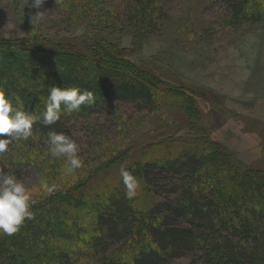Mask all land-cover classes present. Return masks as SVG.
Here are the masks:
<instances>
[{"label": "trees", "instance_id": "obj_1", "mask_svg": "<svg viewBox=\"0 0 264 264\" xmlns=\"http://www.w3.org/2000/svg\"><path fill=\"white\" fill-rule=\"evenodd\" d=\"M133 1L137 4L136 10L143 3ZM245 2L232 0L228 6L231 15L240 22L253 17ZM100 4L101 0H60L57 6L70 21L91 19L97 25L122 30V23L116 28L106 22ZM126 13L125 20L135 21L134 26L139 21L136 19L148 17L132 9ZM259 18L257 15L256 20ZM90 34L75 38L74 44L69 40L38 44L32 34L25 41L0 40V55L17 49L28 56L66 52L72 60L89 59L94 63L93 69L79 68L80 72L75 69L71 74L55 69L54 64L36 66L33 63L19 67L17 73L0 71V88L10 96L14 108L38 118L33 124L34 135L27 141L13 142L0 157L7 158L14 168L39 164L50 178L55 173L64 174L54 185H64L62 189L44 198L34 199L31 195L35 201L30 209L34 216L38 212L61 209L60 215L39 217L40 227L47 228L49 233L37 235L40 227L25 220L15 234L0 235V264H33L23 252L12 248L17 245L33 249L36 264H80L91 257L105 264H164L183 254L193 255L198 264H262L263 166L244 164L238 169L222 148H212L217 144L202 139L196 140V149H191L192 145L172 155L162 152L157 158H150L148 153L139 150L132 174L140 188L136 197L128 199L120 169L113 172L111 169L117 161L128 170L131 159L124 158L121 152L131 149L133 141L129 138L122 149L112 144L90 157V154H78L82 167L71 174L64 171L63 157L50 155L46 144L48 133L54 130L69 135L61 120L63 117L93 114L114 102H139L154 109L160 95L161 100L171 97L181 104L191 101L190 115L198 114L192 91L169 81H165L167 84L155 81L153 74L144 73L141 67L130 62L124 50L107 47ZM57 59L64 63V58ZM96 62L102 63L103 68L99 69ZM90 72L93 76H89ZM9 77L17 78L16 83L10 82ZM52 86L92 91L95 102L82 105L79 112L72 113L64 111L61 105L60 119L45 126L41 122L42 113ZM199 150L207 153L199 154ZM71 217L74 219L69 221ZM25 236L29 237L23 241ZM115 239H123L121 247L107 250V242Z\"/></svg>", "mask_w": 264, "mask_h": 264}, {"label": "rangeland", "instance_id": "obj_2", "mask_svg": "<svg viewBox=\"0 0 264 264\" xmlns=\"http://www.w3.org/2000/svg\"><path fill=\"white\" fill-rule=\"evenodd\" d=\"M139 1L143 3L136 10L137 4L133 0H101L106 22L116 25V28L123 24L122 30L117 31L97 25L91 19L70 21L61 13L55 0H46V20L39 27H32L29 15L36 9L29 8L27 0H0V40L25 41L32 34L38 44L50 40H69L74 44L75 38L91 33L103 45L124 50L126 58L141 67L144 73L153 74L155 81L162 80L164 84L169 81L192 91L199 107L195 106L198 117L189 113L191 101L181 104L171 97L161 100L160 95L154 109L139 102L118 101L93 114L63 117L61 120L68 128V136L80 147L79 155L90 154V157L100 148L112 144L125 148L129 138L133 141L131 149L121 153L124 158L131 159L128 171L135 173L139 150L148 153L150 158H157L162 152L172 155L192 145L191 149H196V140L202 139L216 143L212 148H222L238 169H242L244 164L264 167V0H246V7L252 11L253 17L243 22L231 15L228 6L232 0ZM129 9L148 17L136 19L139 21L134 26L135 21L125 20ZM257 15L260 16L258 20ZM3 54L0 71L8 74L17 73L19 67L30 63L36 66L54 64L55 69L66 74L75 69L78 72L83 68H94L91 60H72L66 52L28 56L17 49ZM57 58H64V63L58 62ZM96 63L99 69L103 68L102 63ZM89 76L93 73L90 72ZM9 78L10 82L16 83L17 78ZM28 88L31 90L32 87ZM198 153L207 152L199 150ZM7 160L0 157V170L15 173L34 199L44 198L64 187L60 184L54 186L64 174L55 173L50 178L39 164L14 168ZM61 160L65 162L64 158ZM121 166L124 164L118 165L115 161L112 172ZM47 188L52 191L48 192ZM60 212L61 209L38 212L28 222H35L37 228L41 225L39 217L60 215ZM45 231L49 233L47 228L40 227L36 234H45ZM16 237L14 235L13 239ZM261 238L264 264L263 232ZM122 243L123 239L109 240L106 249L118 250ZM12 248L23 252L36 264L33 249L20 245ZM80 264L105 263L91 257ZM164 264L198 263L193 255L183 254L170 258Z\"/></svg>", "mask_w": 264, "mask_h": 264}, {"label": "clouds", "instance_id": "obj_3", "mask_svg": "<svg viewBox=\"0 0 264 264\" xmlns=\"http://www.w3.org/2000/svg\"><path fill=\"white\" fill-rule=\"evenodd\" d=\"M59 3L60 0H55ZM46 0H27L26 5L36 11L30 13L29 23L32 27H39L47 18ZM95 97L92 91L79 87L52 86L48 90L45 109L42 113V123L45 126L55 124L61 117V105L67 113L79 112L82 105H92ZM38 118L22 110L14 108L12 99L0 88V154L8 151L13 142L27 141L34 135L33 124ZM48 151L52 157H63L65 173H74L82 167V160L78 153L80 147L76 141L64 133L50 131L46 140ZM120 177L125 187L126 198L136 197L140 187L135 176L121 166ZM51 192V188H47ZM35 201L22 180L7 170H0V235L11 236L18 232L25 220L34 218L30 210Z\"/></svg>", "mask_w": 264, "mask_h": 264}]
</instances>
